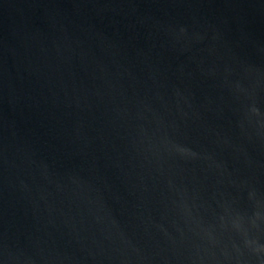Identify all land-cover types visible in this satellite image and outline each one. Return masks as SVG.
Segmentation results:
<instances>
[{
  "label": "water",
  "instance_id": "obj_1",
  "mask_svg": "<svg viewBox=\"0 0 264 264\" xmlns=\"http://www.w3.org/2000/svg\"><path fill=\"white\" fill-rule=\"evenodd\" d=\"M0 264H264V0H0Z\"/></svg>",
  "mask_w": 264,
  "mask_h": 264
}]
</instances>
